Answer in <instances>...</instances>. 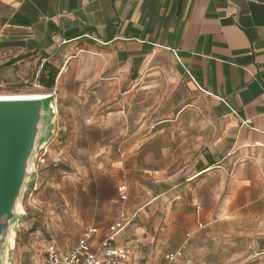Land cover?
Returning a JSON list of instances; mask_svg holds the SVG:
<instances>
[{"label": "crops", "instance_id": "crops-1", "mask_svg": "<svg viewBox=\"0 0 264 264\" xmlns=\"http://www.w3.org/2000/svg\"><path fill=\"white\" fill-rule=\"evenodd\" d=\"M76 60L84 72L135 82L183 78L212 113L210 138L183 179L164 181L155 211L125 210L114 246L129 250L126 264L181 257L183 246L160 257L151 241L172 205L192 206L199 228L211 218L260 217L264 236V0H0V94L37 93L44 64L61 75ZM117 213L106 227L87 226L98 229L93 246Z\"/></svg>", "mask_w": 264, "mask_h": 264}, {"label": "rangeland", "instance_id": "rangeland-1", "mask_svg": "<svg viewBox=\"0 0 264 264\" xmlns=\"http://www.w3.org/2000/svg\"><path fill=\"white\" fill-rule=\"evenodd\" d=\"M132 79L84 72L77 60L56 76L49 132L34 152L20 198L24 211L14 226L10 264H45L50 238L66 251L84 227H106L117 208L155 211L150 202L164 181L173 186L183 179L205 146L212 113L183 78ZM165 211L174 214L164 216L151 241L160 257L183 246L171 264H264V236L255 224L260 217L211 218L199 228L192 206Z\"/></svg>", "mask_w": 264, "mask_h": 264}, {"label": "water", "instance_id": "water-1", "mask_svg": "<svg viewBox=\"0 0 264 264\" xmlns=\"http://www.w3.org/2000/svg\"><path fill=\"white\" fill-rule=\"evenodd\" d=\"M51 98L47 93L41 98L0 99V264H10L13 246L8 236L23 215L20 198L34 152L49 132Z\"/></svg>", "mask_w": 264, "mask_h": 264}, {"label": "built area", "instance_id": "built-area-1", "mask_svg": "<svg viewBox=\"0 0 264 264\" xmlns=\"http://www.w3.org/2000/svg\"><path fill=\"white\" fill-rule=\"evenodd\" d=\"M52 95V92L50 93ZM33 189V188H32ZM35 189V188H34ZM121 201L126 200V186L117 188ZM30 195L32 190H29ZM127 219L124 208L118 210L114 221L109 225L103 237L93 246L92 240L98 233L95 227L83 229L76 244L68 251H62L52 238L45 247L46 264H126L129 258V250L124 247L114 246L117 236L126 226ZM179 255L178 252L166 256L169 262Z\"/></svg>", "mask_w": 264, "mask_h": 264}, {"label": "trees", "instance_id": "trees-1", "mask_svg": "<svg viewBox=\"0 0 264 264\" xmlns=\"http://www.w3.org/2000/svg\"><path fill=\"white\" fill-rule=\"evenodd\" d=\"M57 74V70L53 69L47 64H44L39 73L38 81L42 86H44V88L51 89L54 87V82Z\"/></svg>", "mask_w": 264, "mask_h": 264}, {"label": "bare ground", "instance_id": "bare-ground-1", "mask_svg": "<svg viewBox=\"0 0 264 264\" xmlns=\"http://www.w3.org/2000/svg\"><path fill=\"white\" fill-rule=\"evenodd\" d=\"M47 93H20V94H0V99H9V98H35V97H45ZM19 211L23 213L22 205H19ZM14 232L8 236V242L10 246L14 245Z\"/></svg>", "mask_w": 264, "mask_h": 264}]
</instances>
